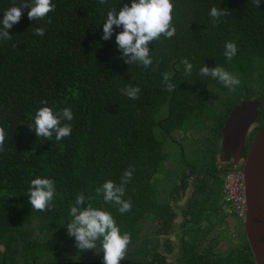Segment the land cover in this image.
Here are the masks:
<instances>
[{
	"label": "trees",
	"instance_id": "1",
	"mask_svg": "<svg viewBox=\"0 0 264 264\" xmlns=\"http://www.w3.org/2000/svg\"><path fill=\"white\" fill-rule=\"evenodd\" d=\"M25 2L31 6L33 0H0V19L7 8ZM52 3L55 10L44 20H29L25 8L20 21L7 30L11 39L0 35V127L5 130L0 151V264H39L36 261L45 257L63 261L81 253L75 237L68 234L70 209L89 205L110 212L121 233L131 235L124 260L134 264H254L241 220L221 209L222 178L215 150L223 121L240 101L238 96L261 102L244 151L264 122V0L258 7L252 0H172L175 35L170 39L161 35L148 44L149 67L128 62L130 57L116 42L122 27L114 25L110 38H102L107 12L130 6L131 0ZM213 6L226 14L211 17ZM36 28H44V35H37ZM3 30L0 23V33ZM229 41L237 46L230 62L225 56ZM185 58L192 64L190 72L181 63ZM202 67H222L240 84L228 93L210 72L202 75ZM129 87L139 89L135 99L126 94ZM213 89L237 100L225 97L209 106ZM42 100L59 116L61 127L71 126L70 136L57 141L55 130L51 138L36 134L34 117L45 106ZM64 108L71 110V120L63 116ZM191 130L206 132L198 148L201 157L182 159L184 172L195 175L198 195L187 198L183 214L188 217L179 227L177 250L167 260L171 241L158 235L171 233L177 215L171 202L181 197L163 201L156 181L159 175H168L166 138ZM130 168L132 176L125 182V170ZM37 177L55 181L46 211L34 210L30 203V182ZM178 179L175 187L182 190L189 178L180 174ZM106 180L124 188L121 199L131 202L130 211L121 214L119 205L104 200ZM78 195L83 196L79 205ZM228 217L234 219L235 229L225 233ZM152 218H157V226L150 244L149 235L141 233L142 221ZM202 220L208 223L206 228L199 227ZM215 225L222 228L215 231ZM206 231H215L218 239L233 233L235 239L223 249L216 243L204 246Z\"/></svg>",
	"mask_w": 264,
	"mask_h": 264
},
{
	"label": "clouds",
	"instance_id": "2",
	"mask_svg": "<svg viewBox=\"0 0 264 264\" xmlns=\"http://www.w3.org/2000/svg\"><path fill=\"white\" fill-rule=\"evenodd\" d=\"M255 6H259L260 0H252ZM106 0H99V4L104 5ZM28 8L29 20H44L49 12L55 10V5L52 0H33L29 6L27 2L20 6H11L7 8L0 23L3 25V32L0 33L4 38L11 39L8 33L14 24L18 23L22 17V10ZM173 9L172 0H131V4H125L117 11L115 8L107 12L106 20L103 24V39H108L112 35L113 26L122 27V31L116 35V42L120 49L123 50L125 56H129V63L132 61H140L144 67H149L152 64V58L149 55L148 44L153 40H159L161 35L165 38H172L175 35L176 28L173 25ZM226 13L224 10H218L213 6L209 15L213 18H219ZM51 23V20H48ZM44 28H36L37 35H44ZM225 56L229 62L236 55L237 46L229 41L225 44ZM187 71H191L192 64L185 58L181 61ZM211 73L226 87H235L240 84V80L229 73L222 67L209 69L202 67L200 73L207 75ZM165 79H169L170 73H164ZM172 91V85L168 87ZM138 88L129 87L126 94L135 99ZM41 103L45 106L37 109L35 113V132L38 136L51 138L52 130L56 132V140L70 136L71 126H60V118L55 115L52 108L48 106L47 100H42ZM63 116L67 119H72V112L69 108L62 110ZM5 130L0 127V151L4 150ZM125 182L132 176V169L125 170ZM55 181L49 178L37 177L32 179L29 188V198L32 208L37 211H46L53 201L55 193ZM104 191V200L106 202H115L119 205L118 211L123 214L131 210V202L122 200L124 188L116 187L112 180H106L102 186ZM97 192L101 188L96 189ZM83 202V196L76 197V204ZM73 219L68 224V234L75 237L77 247L81 250L92 249L96 247V242L99 240L101 250L103 251L104 264H119L122 259H125V253L128 245L131 243V235L128 232L121 233L119 226L113 215L104 210L95 209L91 205L83 210H78L73 206L70 209Z\"/></svg>",
	"mask_w": 264,
	"mask_h": 264
},
{
	"label": "water",
	"instance_id": "3",
	"mask_svg": "<svg viewBox=\"0 0 264 264\" xmlns=\"http://www.w3.org/2000/svg\"><path fill=\"white\" fill-rule=\"evenodd\" d=\"M258 100L242 99L228 112L221 126V150L240 157L245 197L241 220L246 242L254 264H264V122L252 137L242 157L249 127L257 116ZM237 165H233L236 167ZM3 264V263H2ZM42 264H104V261H56ZM119 264H134L122 259Z\"/></svg>",
	"mask_w": 264,
	"mask_h": 264
},
{
	"label": "rangeland",
	"instance_id": "4",
	"mask_svg": "<svg viewBox=\"0 0 264 264\" xmlns=\"http://www.w3.org/2000/svg\"><path fill=\"white\" fill-rule=\"evenodd\" d=\"M251 88L252 90L258 91V87L255 84V82L253 83V85L251 84ZM251 90V92H252ZM227 91L232 92L233 91V87L228 86L227 87ZM226 97V93L222 92L220 90H212L211 91V95L209 98V106L215 105L217 104L220 100H224V98ZM229 97V99L231 100V102H235L237 100V97L233 96H227ZM226 97V98H227ZM244 97V95H240L238 96V98L240 100H242ZM225 98V99H226ZM254 99V98H253ZM222 103V102H221ZM206 136V132L204 130H199V131H186L185 133L181 132V131H176L173 132L172 134V138L167 139L166 138V143L164 144V148L168 153L169 156V160L168 162L165 164V169L167 172V177L165 178L164 175H159L157 181H156V187H160L161 190H159V196L163 201H170L171 197L176 196L177 194L180 195V199L176 200V201H172L171 204L174 207V209L177 211V215L173 218V221L171 222L172 227H171V233H169V235L165 234L162 231H159V235L158 237L160 238H164L167 237L170 239L171 241V245H172V252L171 254L169 253L167 259L172 260L173 258V254L174 252H176V248L178 246L179 243V236L181 234V229L179 228L180 226H182V221L185 219V217H188L187 212H185V214H183V212L185 211L186 208V201L187 198L189 196H194L195 194L198 195V193H196L194 190V182L192 181V179L194 178L195 175L190 174V178L188 179V181L185 183L183 189L181 190L180 188L176 189L175 185L179 182L177 180H179V175L182 174L181 176H183L184 172V163L183 160H190L191 158L199 155V157H201L198 153V148H200V141L201 139L203 140L204 137ZM204 143V142H201ZM233 160H236L238 157L232 156ZM183 159V160H182ZM226 163V162H225ZM242 164V160L238 161V164L236 165H241ZM178 172H180L179 174H177ZM223 174H221V178H222ZM165 179V180H164ZM168 179V180H167ZM167 180V182L164 181ZM176 180V181H175ZM206 182L209 183L210 180L206 179ZM175 183V184H174ZM174 184V185H173ZM206 188L204 189H199V193L203 194V192L205 191ZM228 204L226 205L225 203L221 204V209L226 211L228 210ZM232 214V213H231ZM233 215V214H232ZM233 217L235 219H237L234 215ZM157 219V218H156ZM152 218V219H146L142 221V236L143 235H149L148 237V241L149 243H154L155 242V235H151L152 232H154L155 228H156V224H157V220ZM228 229H225L224 232H228L231 229L234 230V224H232L234 222V219H232L231 217H228ZM208 223L204 220H202L199 223V227L203 228V227H207ZM216 228L215 231H219L222 227L219 225H215L214 226ZM230 229V230H229ZM215 231H206L205 235H204V239H203V245L206 246L207 244H222V249L225 248L228 243L230 241H232L233 239H235V236L233 235V233H231V235H224L222 239H218L216 237ZM133 246H135L133 244ZM129 247V245H128ZM75 249V248H74ZM79 254H83V255H79V254H70L66 256L65 260H69V261H103V251L101 250V245L96 243V247L92 248V249H87V250H81L78 249ZM39 264L42 263H49V262H56V261H51L50 257H45L42 259H38L36 261ZM170 263V262H169Z\"/></svg>",
	"mask_w": 264,
	"mask_h": 264
},
{
	"label": "built area",
	"instance_id": "5",
	"mask_svg": "<svg viewBox=\"0 0 264 264\" xmlns=\"http://www.w3.org/2000/svg\"><path fill=\"white\" fill-rule=\"evenodd\" d=\"M221 198L228 211L237 219L242 220L245 210V197L243 194V176L240 172V166L231 167L223 171Z\"/></svg>",
	"mask_w": 264,
	"mask_h": 264
},
{
	"label": "flooded vegetation",
	"instance_id": "6",
	"mask_svg": "<svg viewBox=\"0 0 264 264\" xmlns=\"http://www.w3.org/2000/svg\"><path fill=\"white\" fill-rule=\"evenodd\" d=\"M217 90V89H216ZM254 97H252V98H250V99H253ZM255 99V98H254ZM255 100H257V99H255ZM258 102H259V105L261 104V102L258 100ZM219 103V102H218ZM259 105H258V107H259ZM258 107H257V113H258ZM230 111V110H229ZM257 117V116H256ZM257 119V118H256ZM256 119H255V121L251 124V126H253L254 125V123L256 122ZM251 126L249 127V129L251 130ZM221 130V129H220ZM192 131V130H191ZM173 134V133H172ZM247 134H249V132L247 133ZM256 134V133H255ZM254 134V135H255ZM253 135V136H254ZM247 136V135H246ZM252 136V137H253ZM221 137V136H220ZM252 137H251V139H252ZM251 139H250V141H251ZM246 140V139H245ZM250 143V142H249ZM217 147H216V150H215V163H217V165H216V169L218 170V172L219 173H221V174H223V171H225V170H227V169H230L233 165H235V164H238V161L240 160V157H238L236 160H233V158H232V156H231V154L230 153H228V154H225L222 150H221V147H220V138H219V140H218V142H217ZM248 146H249V144H248ZM248 146H247V149H248ZM247 149H246V151H247ZM246 151H244V149H243V152H242V157H243V155H245V153H246ZM226 162V163H225ZM227 164H229L230 165V167L228 168V167H226L225 165H227ZM184 165H186L185 163H184ZM182 175V174H181ZM184 175H186V176H188V178H190L189 176H190V173H187V172H185V173H183V176ZM168 260V259H167ZM169 264H173L172 262L171 263H169Z\"/></svg>",
	"mask_w": 264,
	"mask_h": 264
}]
</instances>
